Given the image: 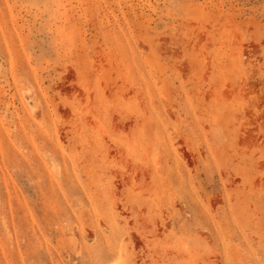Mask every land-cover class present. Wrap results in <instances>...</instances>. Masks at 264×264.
Wrapping results in <instances>:
<instances>
[{
    "label": "rangeland",
    "instance_id": "1",
    "mask_svg": "<svg viewBox=\"0 0 264 264\" xmlns=\"http://www.w3.org/2000/svg\"><path fill=\"white\" fill-rule=\"evenodd\" d=\"M0 264H264V0H0Z\"/></svg>",
    "mask_w": 264,
    "mask_h": 264
}]
</instances>
